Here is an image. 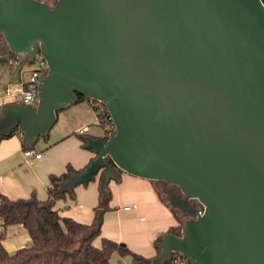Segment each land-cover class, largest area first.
I'll use <instances>...</instances> for the list:
<instances>
[{
	"label": "water",
	"instance_id": "water-1",
	"mask_svg": "<svg viewBox=\"0 0 264 264\" xmlns=\"http://www.w3.org/2000/svg\"><path fill=\"white\" fill-rule=\"evenodd\" d=\"M0 38L46 64L37 104H5L1 134L33 146L77 96L112 119L61 192L121 173L175 185L185 198L169 205L188 219L157 243L159 264H264L261 0H0Z\"/></svg>",
	"mask_w": 264,
	"mask_h": 264
},
{
	"label": "crops",
	"instance_id": "crops-1",
	"mask_svg": "<svg viewBox=\"0 0 264 264\" xmlns=\"http://www.w3.org/2000/svg\"><path fill=\"white\" fill-rule=\"evenodd\" d=\"M5 61L0 56V111L5 104L13 102L12 97L6 96V90L13 92L20 81H25L22 69L14 70ZM84 101L64 109L59 128L55 132L51 129L33 146H29L34 147L29 148L34 154L40 153L38 159L24 157L25 147L19 134L0 141V195L16 200L27 199L34 194L38 200L45 201L50 175L60 176L68 166L79 171L88 165L95 153L82 145L81 137L101 138L102 132L94 129L95 135L89 134L88 124L99 122V119L96 105L90 102L89 108L88 105H81ZM81 128H86L82 134L78 133ZM152 183L121 173L117 181L108 182L111 198L108 208L102 210L99 207L97 176L87 185L72 187L71 194L55 200L53 209L60 217L82 224H91L97 210L101 216V226L100 236L94 240L96 247L100 246L101 238H107L124 243L129 250L144 258L153 259L156 257V240L176 228L179 219L175 209L157 196ZM125 207L130 208L125 210ZM0 232L3 233L2 245L8 253L30 244V237L21 225L2 229L0 221ZM131 263L130 256H120L118 253H113L110 258V264Z\"/></svg>",
	"mask_w": 264,
	"mask_h": 264
},
{
	"label": "trees",
	"instance_id": "trees-1",
	"mask_svg": "<svg viewBox=\"0 0 264 264\" xmlns=\"http://www.w3.org/2000/svg\"><path fill=\"white\" fill-rule=\"evenodd\" d=\"M261 1L264 4V0ZM11 55L8 52V56ZM84 100L92 104L96 103L77 96V102ZM99 125L104 127V122L100 120ZM110 132H113L112 126L107 131V134ZM14 134L21 136L20 128H16L6 135L0 133V141ZM41 137H44V135L39 136L37 140ZM21 138L25 149L34 148L29 147L22 136ZM81 141L82 145H85V137H81ZM73 172H76V170L68 166L60 176H49L48 198L45 201L38 200L34 194H31L27 199L16 200L0 195L2 229L12 225H21L30 237L28 246L13 253H8L2 245L3 233L0 232V264H110V258L113 253H118L120 256H130L131 264H159L157 257L160 249L157 247V243L161 238H158L155 242L156 257L147 259L132 252L126 245L107 238H101L100 246L96 247L94 240L100 236L101 226V216H99L97 210L94 221L91 224L78 223L70 218L58 215L57 211L53 209L54 202L67 194H71L73 188L67 192H61L60 186ZM99 198V207H102V210L107 209L111 198L107 185L103 190L99 189ZM181 226L182 224L179 221L178 226L169 232L179 235ZM179 259L183 258L178 255H172L170 260L164 264H174Z\"/></svg>",
	"mask_w": 264,
	"mask_h": 264
},
{
	"label": "built area",
	"instance_id": "built-area-1",
	"mask_svg": "<svg viewBox=\"0 0 264 264\" xmlns=\"http://www.w3.org/2000/svg\"><path fill=\"white\" fill-rule=\"evenodd\" d=\"M2 43V39L0 38V44ZM7 66L11 67L14 70H20L22 69V61L19 57L18 54H12L11 56L8 57V59L5 61ZM46 64L42 58L38 61V66L35 69H32L31 74L29 78L25 81H20L18 88L15 91H10L9 89L6 90L5 94L7 97H18L21 99V104H32L36 105L38 101V83L43 77V75L46 72L45 68ZM96 105V110L98 112V119L102 120V122L110 124L113 129V123L111 117L108 115L106 109L104 108L103 105L100 103H95ZM86 131V128H81L78 130V133L82 134ZM22 136V135H21ZM23 155L26 158H34L38 159L40 158V153L34 154L32 150L30 149H24ZM135 206L133 205L132 208ZM130 207H125V210H128ZM198 209H201L198 208Z\"/></svg>",
	"mask_w": 264,
	"mask_h": 264
},
{
	"label": "rangeland",
	"instance_id": "rangeland-1",
	"mask_svg": "<svg viewBox=\"0 0 264 264\" xmlns=\"http://www.w3.org/2000/svg\"><path fill=\"white\" fill-rule=\"evenodd\" d=\"M44 2L45 1H48V2H52L53 0H43ZM0 56L4 59V60H7L8 59V53L6 52V45H5V43H4V41L2 40V43L0 44ZM19 57H20V59H21V61H22V72H23V78L25 79V80H27L28 78H29V76H30V74H31V71H32V69H35V68H37V66H38V61L40 60V58H41V56L40 55H38V56H36L35 57V59H34V61L33 62H28V61H26L25 59V56L23 55V54H20L19 55ZM45 68H46V66H45ZM13 102H15V103H22L21 102V99L20 98H18V97H13L12 99H11ZM86 101V100H85ZM83 102L81 105H88L89 106V108H90V102ZM92 104V103H91ZM76 105H80V104H76ZM93 110V109H92ZM63 111L64 110H61V111H59V113H58V121H57V123H55L54 124V126L51 128L52 130V132L54 131H56L58 128H59V126L61 125V118H62V113H63ZM95 113V112H94ZM97 114V118H98V112L96 113ZM99 122H100V120H99ZM99 122H98V120L97 121H95V122H92V123H90V124H88V127L90 128V131H89V134L90 135H92V136H94L95 135V131H94V129H97V130H101V132H102V137H105L106 136V134H107V131L111 128V126H110V124H107V123H104V127H102V126H100L99 125ZM101 137V138H102ZM36 148H37V146H36ZM126 175V174H125ZM96 178H97V176H96ZM148 182H150V183H152L151 185H152V188L154 187V189H155V191H156V193H157V196L158 197H160V199H161V201H165L166 203H168V201H167V197L162 193V183L161 182H157V181H148ZM157 183L156 185H155V183ZM175 213H176V215H177V217H178V219H179V221L181 222V224H183V222L184 221H186L188 218L185 216V215H182L179 211H177V210H175ZM175 215V214H174ZM179 234H180V232H179ZM124 244V243H123ZM175 264V263H174ZM176 264H187V262L185 261V259H179L178 260V262L176 263Z\"/></svg>",
	"mask_w": 264,
	"mask_h": 264
},
{
	"label": "flooded vegetation",
	"instance_id": "flooded-vegetation-1",
	"mask_svg": "<svg viewBox=\"0 0 264 264\" xmlns=\"http://www.w3.org/2000/svg\"><path fill=\"white\" fill-rule=\"evenodd\" d=\"M40 1H43V0H40ZM56 2H57V0H53L52 2L45 1V3L48 4L49 7H53ZM161 183H162V193L167 197L168 203H169L170 196H172V195H174L180 199L185 198V196L183 195V193L181 192L179 187H177L175 185L167 184L165 182H161ZM188 203L191 207L200 208L199 203L194 199H189ZM175 210L179 211L178 209H175ZM180 213L182 214V212H180ZM182 215H184V214H182Z\"/></svg>",
	"mask_w": 264,
	"mask_h": 264
}]
</instances>
